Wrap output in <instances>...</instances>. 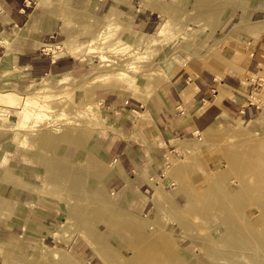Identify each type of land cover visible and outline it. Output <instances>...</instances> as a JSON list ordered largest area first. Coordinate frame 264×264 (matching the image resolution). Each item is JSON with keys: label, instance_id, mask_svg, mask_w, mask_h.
Returning <instances> with one entry per match:
<instances>
[{"label": "crops", "instance_id": "1", "mask_svg": "<svg viewBox=\"0 0 264 264\" xmlns=\"http://www.w3.org/2000/svg\"><path fill=\"white\" fill-rule=\"evenodd\" d=\"M34 1L0 0V105L11 109L0 118V264L38 252L59 221L80 229L85 246V213L105 218L90 195L98 205L108 195L136 219L157 217L159 202L177 212L179 171L200 163L213 131L264 119V0H103L101 10L132 16L148 33L169 20L191 51L180 49L156 91L89 95L87 128H29L5 93L21 96L74 67L70 53L43 49L45 36L66 37L60 9Z\"/></svg>", "mask_w": 264, "mask_h": 264}, {"label": "rangeland", "instance_id": "2", "mask_svg": "<svg viewBox=\"0 0 264 264\" xmlns=\"http://www.w3.org/2000/svg\"><path fill=\"white\" fill-rule=\"evenodd\" d=\"M102 1H53L67 34L58 40L45 36L43 49L70 53L74 67L42 77L21 96L5 93L4 104L33 120L29 128L53 125L65 133L84 122L87 128L93 115L89 95L156 91L180 63V49L191 51L184 38L179 44L169 20L148 33L132 16L101 10ZM35 3L49 6L51 0ZM9 111L0 105V118ZM213 132L217 136L203 146L200 163L189 174L179 171L177 184L186 194L177 212L159 202L153 208L157 217L136 219L113 206L108 195L99 205L90 195L88 206H99L105 218L85 213V246L78 241L80 229L59 221L52 241L13 264H264V119Z\"/></svg>", "mask_w": 264, "mask_h": 264}, {"label": "bare ground", "instance_id": "3", "mask_svg": "<svg viewBox=\"0 0 264 264\" xmlns=\"http://www.w3.org/2000/svg\"><path fill=\"white\" fill-rule=\"evenodd\" d=\"M49 49H51V48H49Z\"/></svg>", "mask_w": 264, "mask_h": 264}]
</instances>
